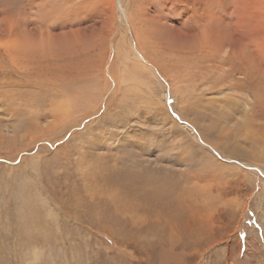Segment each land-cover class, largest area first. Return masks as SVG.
Returning <instances> with one entry per match:
<instances>
[{"label":"rangeland","instance_id":"obj_1","mask_svg":"<svg viewBox=\"0 0 264 264\" xmlns=\"http://www.w3.org/2000/svg\"><path fill=\"white\" fill-rule=\"evenodd\" d=\"M0 264H264V0H0Z\"/></svg>","mask_w":264,"mask_h":264},{"label":"bare ground","instance_id":"obj_2","mask_svg":"<svg viewBox=\"0 0 264 264\" xmlns=\"http://www.w3.org/2000/svg\"><path fill=\"white\" fill-rule=\"evenodd\" d=\"M28 4V3H27ZM31 7V6H30ZM196 14V13H195ZM199 17V16H198ZM156 18V17H155ZM248 19V18H247ZM237 20H238V18H237ZM129 25V24H128ZM158 25V24H157ZM144 27V26H143ZM140 29H142V28H140ZM146 30V29H145ZM178 33V32H177ZM137 41H138V45L140 44L141 45V40H140V37H139V35L137 34ZM136 40V39H135ZM149 41V40H148ZM227 42V41H226ZM226 45V44H225ZM232 47V46H231ZM227 48V47H226ZM136 51H137V54H139V55H142L141 53H140V51L138 50V48H137V46H136ZM143 58V57H142ZM145 62H148L149 63V61L148 60H146L145 58L143 59ZM255 63V62H254ZM243 67V66H242ZM241 67V68H242ZM252 73V72H251ZM249 74V73H248ZM253 76V75H252ZM247 89V88H246ZM249 89V88H248ZM220 91V90H219ZM253 92V91H252ZM169 95H170V93L168 92V91H165L164 92V97H163V99L164 100H166V98H168L169 97ZM174 99H173V98ZM172 97H170V98H172L173 100H175L176 102H177V100H178V96L176 95V94H174ZM243 100V99H242ZM255 101V100H254ZM256 106V105H255ZM241 110V109H240ZM249 118V117H248ZM185 127H187V126H185Z\"/></svg>","mask_w":264,"mask_h":264}]
</instances>
